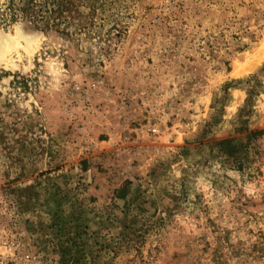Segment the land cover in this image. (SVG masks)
<instances>
[{
	"label": "rangeland",
	"instance_id": "rangeland-1",
	"mask_svg": "<svg viewBox=\"0 0 264 264\" xmlns=\"http://www.w3.org/2000/svg\"><path fill=\"white\" fill-rule=\"evenodd\" d=\"M84 3L0 27V264H264V0Z\"/></svg>",
	"mask_w": 264,
	"mask_h": 264
},
{
	"label": "trees",
	"instance_id": "trees-1",
	"mask_svg": "<svg viewBox=\"0 0 264 264\" xmlns=\"http://www.w3.org/2000/svg\"><path fill=\"white\" fill-rule=\"evenodd\" d=\"M85 0H3L0 1V27L7 29L16 23L29 24L37 31H56L70 37V30L75 27L80 32L87 27L89 18ZM90 11V9H89ZM247 138L257 139L262 132L244 130ZM234 140L219 142L220 152L233 157L237 149L228 145Z\"/></svg>",
	"mask_w": 264,
	"mask_h": 264
}]
</instances>
